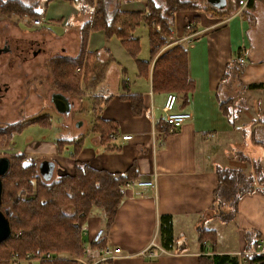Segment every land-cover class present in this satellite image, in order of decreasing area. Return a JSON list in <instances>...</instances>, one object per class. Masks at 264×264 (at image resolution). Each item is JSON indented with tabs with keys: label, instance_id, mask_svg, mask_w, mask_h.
Wrapping results in <instances>:
<instances>
[{
	"label": "crops",
	"instance_id": "0c3cea01",
	"mask_svg": "<svg viewBox=\"0 0 264 264\" xmlns=\"http://www.w3.org/2000/svg\"><path fill=\"white\" fill-rule=\"evenodd\" d=\"M120 1V10L124 12H141L147 6V0ZM236 4L227 0L223 9L226 13L222 15L198 10L174 12L172 40L154 56L149 48L150 29L141 25L147 43L144 42L145 57L140 58L143 37L136 31L141 45L138 58L150 62L144 74L117 37L107 40L103 30L92 31L86 50L97 52L98 58L107 63L104 77L96 87H90H95L97 93L89 94L90 102H100L101 110L93 114L95 117L92 116L89 125L82 120V126H76L69 137L42 136L25 143L23 152L41 157L39 163L49 165L51 179L75 175L76 160L87 163L92 169L111 173H124L133 164L138 167L139 175L134 184L127 186V183L123 187L125 196L111 225L98 206H92L85 219L84 240L90 244L95 232L105 228L106 246L120 247L126 254L103 264H214L200 242L202 237L214 241L211 250L219 255L251 250L259 238L264 239L262 186L239 200L236 216L231 220L224 221L210 211L215 201L219 169H242L248 176H264V144L259 145L254 139L264 133L263 129L259 130L264 124V87L249 88L264 86V0H256L252 8L241 9ZM35 9L39 14L37 18L44 21L34 31L36 39L46 41L52 48L62 45L60 55L76 57L81 46V27L89 20L93 9H84L80 1L70 0H36ZM26 18L30 17L12 16L9 20H20V25ZM190 20L196 22L199 33L191 44L182 40ZM113 43L116 45L111 49ZM175 44L188 47L187 72L193 81L191 93L185 102L179 97L176 109L191 112L192 118L181 128L170 131L163 113L170 92L153 90L152 72L155 60ZM243 53L248 62L237 73L233 65L236 56ZM112 63L119 69L109 67ZM85 65L81 67V76L85 75ZM112 72L115 78L109 80ZM32 74H36L34 69L26 68L22 79H29ZM50 77L48 74L52 86ZM82 81V89L87 90V83ZM37 85H42L41 80H36L32 86ZM7 88L9 90V86ZM134 95L139 96L137 102L142 106L136 113L130 99ZM226 100L232 102V112L222 109L221 102ZM104 128L107 133L103 138L100 131ZM127 134L131 138L123 140ZM63 139L72 141L64 145ZM154 177L157 180L154 191L137 184L139 180ZM225 206L228 209L229 203ZM69 208L72 214V205H68L65 212ZM163 214L173 217L175 241L170 252L177 254L150 259L142 252L159 232V216Z\"/></svg>",
	"mask_w": 264,
	"mask_h": 264
},
{
	"label": "trees",
	"instance_id": "16d2710c",
	"mask_svg": "<svg viewBox=\"0 0 264 264\" xmlns=\"http://www.w3.org/2000/svg\"><path fill=\"white\" fill-rule=\"evenodd\" d=\"M80 1L84 9H93V13L81 27V46L76 57L55 55L50 60L56 86L61 91H72L80 93V84L77 68L85 65L87 76V89L95 86L105 72L107 63L98 58L97 52L86 50L89 35L94 30H103L107 40L117 37L132 57L136 59L141 72H147L149 61L138 58L140 52V39L136 31L141 25H147L150 29V50L151 55H156L173 36V13L177 11H203L210 15H222L226 12L225 4L214 6L210 0H147V6L141 12H124L120 10V0H70ZM235 1V0H233ZM236 2V1H235ZM256 0H248L247 7H253ZM113 3V4H112ZM237 6L238 2H236ZM112 4V6H111ZM87 7V8H86ZM0 13L7 17L19 16L36 17L39 15L34 5H28L20 0H0ZM198 17H195V20ZM188 47L185 44H175L166 50L155 61L153 74V90L155 92H170L178 95V101H186V97L192 91L193 81L189 77L187 63ZM237 73L241 72V66L236 62L233 65ZM100 72H97L98 69ZM263 85H252L250 89H259ZM181 96V99L179 98ZM133 109L136 112L141 110L139 96H131ZM232 105L230 100L221 102L222 109L228 112ZM94 109L96 106L93 107ZM101 110V104L97 107ZM95 111V110H94ZM164 121L167 124L165 117ZM46 124L43 117H36L23 122L9 124L0 129V146L12 140L13 133H21L27 125ZM264 130V124L259 130ZM103 138L107 130L101 131ZM263 136H255V141L264 144ZM72 140L63 139L62 144ZM11 169L3 177L2 209L11 214L12 233L10 237L0 244V264H9L8 261L14 252L21 255L27 253L55 252L68 253L71 255H86L88 253L91 262L94 257L100 255L106 247V240L99 243L91 242L85 247V240L82 232L92 206L103 209V214L108 225L114 221L115 215L121 204L125 193L123 187L127 183H133L138 177V167L135 164L124 173H111L104 170L90 168L87 163L76 160L77 169L75 175H61L54 179L49 178L39 169L42 167L38 158L29 157L24 152H17L11 157ZM260 172V171H259ZM218 173V187L215 192V201L211 212L218 215L224 221L233 219L236 216L239 200L247 194L258 191L261 186L264 188V176L245 175L242 169L221 168ZM49 175V174H47ZM36 191L33 198L25 197L27 193ZM19 191V192H18ZM229 203L228 209L225 205ZM72 205L74 212L67 214L64 207ZM159 221L158 244L166 250L174 247L173 217L170 214H163ZM203 231V228H202ZM214 244V241L207 238ZM256 243V242H255ZM253 244V247L255 245ZM86 251V252H85ZM211 258L214 264H238L237 258L233 255L213 254ZM57 259V257H56ZM50 260L39 264H67L73 263L69 260ZM97 260V259H96ZM95 260V261H96ZM94 261V262H95ZM111 260H108L109 262ZM248 264L261 262L264 264V256L252 255L247 257ZM95 264H103L102 262Z\"/></svg>",
	"mask_w": 264,
	"mask_h": 264
},
{
	"label": "rangeland",
	"instance_id": "374dc122",
	"mask_svg": "<svg viewBox=\"0 0 264 264\" xmlns=\"http://www.w3.org/2000/svg\"><path fill=\"white\" fill-rule=\"evenodd\" d=\"M35 1L36 0H26L25 3L32 6L35 4ZM35 18L36 17L26 18V21L21 22L19 25L18 22L20 20L11 21L9 17L0 13V46L7 48V51L0 56V129L6 125L19 122L16 121V118L29 120V117H36V115L41 114L44 121L46 123L51 122L50 125L52 124V126L42 127L37 124H32L21 130V133H13L12 140L0 146V157L8 156L11 158L17 152H23L26 145L25 143L30 142L34 138L40 139L42 136H47L52 139H58L71 136L72 133L76 131V126H82L78 125L80 121L83 120L89 125L92 116L95 117L97 114V107L100 104V102H90L92 96L89 94L97 93V90L93 89L96 86L89 88L92 89L91 91L88 89L85 90V88L82 89V80L84 79V81L87 82V76H81L82 72L78 67L76 72L79 77L80 93L64 91V93L69 95L70 99L74 101L72 112L69 115L58 112L50 98L54 91L60 89L55 84V75L49 63L53 56L63 54L61 51L62 45L52 48L46 41L41 42L37 40L34 31L38 28L28 23V21L31 22ZM143 30L144 27L137 29V35H142L143 37L140 58L145 57L143 56L144 50H146L144 42L147 43V36L142 34L144 33ZM56 34L59 36V32ZM115 45L116 44L113 43L111 49H114ZM37 67L41 68L42 71L37 72ZM109 67L119 69L115 63H112ZM26 68L34 69V73L36 72V74H32L33 76L31 78L23 80L24 78L22 79V77ZM97 72H100V70L98 69ZM48 74L51 76L50 78L53 79L52 86L47 78ZM114 74L115 73L112 72L108 79L114 80ZM103 77L102 75V78ZM36 80H41L42 85H37V87L34 88L32 85ZM45 82H47V84ZM2 84L9 86V90L8 88L5 90V86H2L1 89ZM111 84H113V82H111ZM35 98H37L38 101L35 100ZM94 106H96L95 109L93 108ZM232 108L228 107V110L232 112ZM21 109H23L25 114L20 112ZM94 110L95 112H93ZM87 128L88 127L85 129L87 130ZM32 155L38 158L37 162H40L41 157L37 154ZM32 155H29V157H32ZM48 174H50V172ZM34 195H36L35 190L27 193L25 197L33 198ZM66 207H64V209H66ZM71 210L72 208H69L67 213L70 214L72 212ZM88 245L89 242L85 240V247H87V249L89 247ZM50 251L54 252L55 250L53 251V249H51ZM55 255L57 257L56 260L64 259L73 262H68L67 264H85L84 261H86L87 264H95V260L97 259V257H94L95 262H91V259L87 257V255L90 256L88 253L79 256L55 252Z\"/></svg>",
	"mask_w": 264,
	"mask_h": 264
},
{
	"label": "built area",
	"instance_id": "2783aa9c",
	"mask_svg": "<svg viewBox=\"0 0 264 264\" xmlns=\"http://www.w3.org/2000/svg\"><path fill=\"white\" fill-rule=\"evenodd\" d=\"M238 2L239 8L243 9L247 6L248 0H235ZM34 27H41L44 21L42 18H35L31 22H28ZM186 31L187 34L182 38V40H186L187 43L191 44L195 39H197V35L199 34L196 27V22L194 20H190L186 23ZM245 53L243 55L236 56L235 62L241 66L242 68L247 64L248 60L245 57ZM81 71L82 68H79ZM178 95L176 93H169L166 97L165 104L163 106V113L165 114V120L168 125H170V131H175L181 128L183 123L187 122L192 118V113L183 110H177L176 105L178 103ZM131 138V135L127 134L123 136V140ZM134 183H128L127 186L133 185ZM140 186L150 187L151 189H157V180L154 177L150 180H139L137 182ZM106 229L100 228L95 232V235L92 237L93 243H99L103 239L106 238ZM159 232L152 238V240L148 243L147 248L142 252L145 257L150 259L157 258L162 254H177V252H170V250H166L162 247L161 244H158ZM203 246L207 248V255L214 256V252L211 250L213 246L212 242L209 240L202 241ZM86 252V251H85ZM126 254L120 247L106 246L101 250L99 257L97 258L95 263H106L108 260H114L118 257L125 256ZM252 255H261L264 256V239L259 238L256 241L254 247L251 250L241 251L235 253L233 256L237 258L238 264H248L247 257ZM56 255L51 252H41L38 254L35 253H27L25 255H21L19 252L12 253L8 263L9 264H39L43 261L55 260ZM254 264H262L261 262H255Z\"/></svg>",
	"mask_w": 264,
	"mask_h": 264
},
{
	"label": "water",
	"instance_id": "95a60500",
	"mask_svg": "<svg viewBox=\"0 0 264 264\" xmlns=\"http://www.w3.org/2000/svg\"><path fill=\"white\" fill-rule=\"evenodd\" d=\"M214 6H219L222 7L221 5L225 4L226 0H210ZM7 51V48L1 47L0 46V56L2 53H5ZM51 101L52 104L55 105L56 109L58 110L59 113L61 114H70L72 111V107L74 103H71L72 101L70 100L69 96L64 94L63 92L57 91L53 92L51 94ZM82 121L78 123L79 126L82 125ZM11 164L12 160L8 156H1L0 157V244L7 240L11 233H12V228H11V214L8 211H3L2 210V194H3V177L7 175L9 170L11 169ZM49 165H44L42 164V167L39 169L42 171L43 174L48 176V179L51 178V174L47 175L49 170H47Z\"/></svg>",
	"mask_w": 264,
	"mask_h": 264
},
{
	"label": "flooded vegetation",
	"instance_id": "af4514ba",
	"mask_svg": "<svg viewBox=\"0 0 264 264\" xmlns=\"http://www.w3.org/2000/svg\"><path fill=\"white\" fill-rule=\"evenodd\" d=\"M2 86H5V89L7 90V85H5V84H2L1 85V89H2ZM5 91V90H4ZM4 93V92H3ZM64 93V92H63ZM71 103H73V102H71ZM74 105V104H73ZM55 106V105H54ZM73 108V107H72ZM20 112L22 113V114H25L24 113V111H23V109H21L20 110ZM72 112V111H71ZM70 112V113H71ZM66 115V114H65ZM69 115V114H68ZM19 117V116H18ZM36 117H42V114L41 115H36ZM35 116L34 117H29V119H33V118H36ZM26 119H22V118H16V121H19V122H23V121H25ZM17 123V122H16ZM51 123V122H50ZM13 145V144H12Z\"/></svg>",
	"mask_w": 264,
	"mask_h": 264
}]
</instances>
